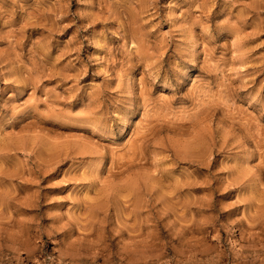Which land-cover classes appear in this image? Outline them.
Segmentation results:
<instances>
[{
	"label": "rangeland",
	"instance_id": "1",
	"mask_svg": "<svg viewBox=\"0 0 264 264\" xmlns=\"http://www.w3.org/2000/svg\"><path fill=\"white\" fill-rule=\"evenodd\" d=\"M0 264H264V0H0Z\"/></svg>",
	"mask_w": 264,
	"mask_h": 264
},
{
	"label": "bare ground",
	"instance_id": "2",
	"mask_svg": "<svg viewBox=\"0 0 264 264\" xmlns=\"http://www.w3.org/2000/svg\"><path fill=\"white\" fill-rule=\"evenodd\" d=\"M56 256H58V255H56ZM60 256V255H59ZM62 258H64V257H62ZM64 260H65V258H64Z\"/></svg>",
	"mask_w": 264,
	"mask_h": 264
}]
</instances>
